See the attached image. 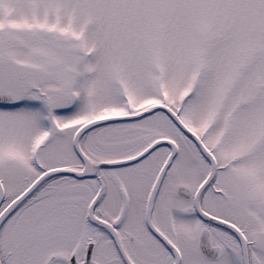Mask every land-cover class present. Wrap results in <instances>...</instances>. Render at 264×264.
<instances>
[{
  "label": "snow or ice",
  "instance_id": "1",
  "mask_svg": "<svg viewBox=\"0 0 264 264\" xmlns=\"http://www.w3.org/2000/svg\"><path fill=\"white\" fill-rule=\"evenodd\" d=\"M0 264H264V0H0Z\"/></svg>",
  "mask_w": 264,
  "mask_h": 264
}]
</instances>
